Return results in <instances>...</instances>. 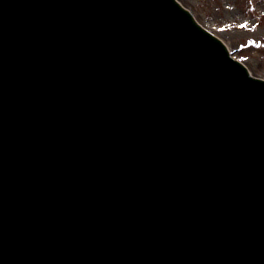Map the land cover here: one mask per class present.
<instances>
[{
	"label": "water",
	"instance_id": "1",
	"mask_svg": "<svg viewBox=\"0 0 264 264\" xmlns=\"http://www.w3.org/2000/svg\"><path fill=\"white\" fill-rule=\"evenodd\" d=\"M0 264H264V79L175 0H0Z\"/></svg>",
	"mask_w": 264,
	"mask_h": 264
},
{
	"label": "rangeland",
	"instance_id": "2",
	"mask_svg": "<svg viewBox=\"0 0 264 264\" xmlns=\"http://www.w3.org/2000/svg\"><path fill=\"white\" fill-rule=\"evenodd\" d=\"M232 56L264 78V0H179Z\"/></svg>",
	"mask_w": 264,
	"mask_h": 264
},
{
	"label": "bare ground",
	"instance_id": "3",
	"mask_svg": "<svg viewBox=\"0 0 264 264\" xmlns=\"http://www.w3.org/2000/svg\"><path fill=\"white\" fill-rule=\"evenodd\" d=\"M224 41V40H223ZM250 70V68H248ZM251 71V70H250ZM252 72V71H251Z\"/></svg>",
	"mask_w": 264,
	"mask_h": 264
}]
</instances>
